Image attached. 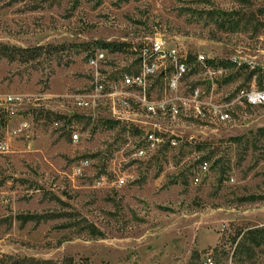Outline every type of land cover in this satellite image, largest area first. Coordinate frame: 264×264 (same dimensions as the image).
<instances>
[{"label": "rangeland", "instance_id": "1", "mask_svg": "<svg viewBox=\"0 0 264 264\" xmlns=\"http://www.w3.org/2000/svg\"><path fill=\"white\" fill-rule=\"evenodd\" d=\"M156 36L226 64L213 85L190 64L178 95L198 86L203 101L229 118L204 107L176 123L161 119L178 145L140 158L143 138L132 127L106 122L105 106L82 109L71 96L89 84L94 48H129ZM0 44L65 46L30 62L0 56V96L27 100L6 132L29 121L0 154V264H9L4 255L56 264L66 257L76 264H264V249L238 261L232 243L238 228L264 227V102L246 95L264 86V0H0ZM131 60L115 53L106 68ZM166 82H156L154 97L169 95ZM55 115L63 116L57 124ZM84 220L105 236H88Z\"/></svg>", "mask_w": 264, "mask_h": 264}, {"label": "built area", "instance_id": "2", "mask_svg": "<svg viewBox=\"0 0 264 264\" xmlns=\"http://www.w3.org/2000/svg\"><path fill=\"white\" fill-rule=\"evenodd\" d=\"M128 52L132 57L131 62L113 72L106 67L112 63V54L121 52L113 53L104 48L91 52L87 58L89 84L71 98L82 109L96 110L105 106L108 110L106 120L138 129L143 138L135 148L138 157H145L148 152L166 144L178 145V136L169 127L165 128L159 121L161 119L176 123L184 111L204 107L216 119L225 121L229 118V113L218 104L203 101L204 94L198 86L192 89L188 97L178 95L183 78L189 74L191 57L195 58V63L205 74L207 84L215 83L221 67L211 62L213 58L204 54L193 56L184 46H170L163 36L134 43ZM159 79L167 80L166 89L169 92L162 98L153 95ZM246 95L251 103H263L264 86L260 91L253 90ZM26 102L24 96H0V154L8 151V135L20 134L28 128L29 121L23 119L16 130L6 132L16 116V108ZM72 137L75 142L80 140L78 133H73ZM201 168L207 170L208 163L203 162ZM194 181L198 183L200 178L195 177Z\"/></svg>", "mask_w": 264, "mask_h": 264}, {"label": "trees", "instance_id": "3", "mask_svg": "<svg viewBox=\"0 0 264 264\" xmlns=\"http://www.w3.org/2000/svg\"><path fill=\"white\" fill-rule=\"evenodd\" d=\"M65 46L61 45H46V46H34V47H17L10 46L7 44H0V56L8 59L9 61H20V62H30L35 59H38L42 55L54 53L60 49H64ZM98 48L108 49L111 52H121L126 53L129 51V48L124 46V44H101L100 46L94 48L92 52ZM194 57L190 58V64L195 63ZM213 64L219 67H226L225 63H217L216 60L211 61ZM260 79L264 81V71H260L259 75ZM49 113V112H47ZM63 116L55 115L53 122H59L60 118ZM106 122L110 124H117L120 122L107 120ZM134 133L137 135H141L138 129H134ZM260 132L264 134V128L260 129ZM37 219H41L42 217H36ZM35 219L34 216H26L24 217V221ZM83 231L87 233L88 236L94 238H102L105 236V233L98 228L95 224L89 222L88 220H84ZM232 243L236 245L235 251L233 253V257L238 261L249 260L254 257L258 250L264 249V227H255V228H238L236 233L233 236ZM217 250V248H216ZM199 252L195 251L191 257V261H195L199 259ZM4 259H6L9 264H56L53 260H39L34 258H20L15 256L4 255ZM62 264H76L75 259L73 257L64 258Z\"/></svg>", "mask_w": 264, "mask_h": 264}]
</instances>
